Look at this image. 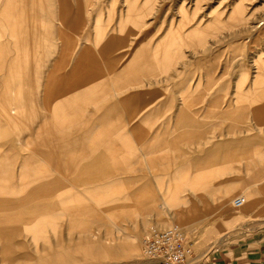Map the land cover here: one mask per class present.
I'll return each mask as SVG.
<instances>
[{
	"label": "rangeland",
	"instance_id": "1",
	"mask_svg": "<svg viewBox=\"0 0 264 264\" xmlns=\"http://www.w3.org/2000/svg\"><path fill=\"white\" fill-rule=\"evenodd\" d=\"M11 1L0 0V17L10 13L8 3ZM69 1L72 5L70 15L77 13L75 10L77 3H82L80 8L84 6V10H86L83 19L85 22L87 21V24L81 27L79 34L68 30L76 45L78 42V44L83 42L79 41L80 38L88 34L93 35V24H105L109 21L108 26L114 25L128 13V18L135 17L142 10V6L147 4V0ZM148 1V16L144 18L146 25L143 30H140V36L145 40V47L162 46L164 43L158 40L167 34L170 27V29H174L178 24L179 7L184 5L186 10L192 12L190 9L192 2H197L199 7L197 17L204 15L212 8H216L217 11H223L226 8L224 17L230 11H227L229 5L232 7L240 4L246 9L249 20L243 26L232 22L224 26H212L210 28L212 31L207 36L202 31L205 25L197 27L199 31L193 38L183 39L185 44L180 47L183 48L182 52L185 54L175 66L171 65L172 59L168 56L170 65L164 69L167 78H164L163 82L156 83L154 87L145 85L155 79L154 76L145 74L146 69L143 70V75L134 78L136 83L123 85L114 80L113 76L111 80L104 77L106 86L100 87L96 107H93L90 102L93 99H89V104L85 103L84 94H79L81 90H78L70 94L74 96V99L69 106L64 103L61 105V102L58 104L61 105L65 117L55 116L52 113L53 110L42 107L41 88L38 110L36 111L30 106L27 107L31 116L27 117L28 120L26 118L21 123L9 124L0 122V183H6V186L16 185V188H21L24 192L37 185H42V188L52 183L57 185L54 188L47 186L52 189L51 191H54L52 195L34 197L30 201L26 199L16 206L12 214L14 216L42 218L41 236L21 233L10 238L5 230H0V264H149L140 257L142 241L152 230L170 227L168 224H156L154 215L148 216L149 224L136 241L138 253L134 263L123 259L116 262L97 259L94 255L90 256L87 248L89 245L82 242L89 236L79 233L72 227L69 228L70 219L60 217L58 215L61 213L58 211L60 209L52 210L53 206L63 204V201L70 199L71 195L76 196L79 200H84L87 205H92L87 194L97 186L119 185L125 194L114 195L109 197L110 200H121L120 205L126 204L136 210L158 202L160 197L168 201L179 198L182 204H186L185 201H188L187 204L195 206L197 214L207 215L208 218L200 227L188 229L193 236L194 256L192 259L195 261H197L196 258H200L206 253L208 246L213 244L219 236H223L222 241L207 256L215 251L236 248L238 244L258 239L262 234L264 229V224H262L264 221V183L252 180V174L244 170L243 160L231 161V154L223 145L230 144L231 140L243 142L246 139H252L257 135L255 131L260 129L263 135L254 138V144L264 147V121L258 123L253 118L258 113L257 107H255L258 102L255 100L254 92L249 88H246L249 89L246 91L243 87L249 84L253 77V60L260 56L259 59L264 63V24L261 22V19L264 18V0H244L241 3L239 0ZM23 4V7L17 8L23 9L25 13H32L30 9L32 3L28 0ZM11 11L15 12L13 9ZM51 13L53 14L48 23L53 29V36L42 37V64L47 63L48 65L46 68L42 67V73H44L42 79L63 56L61 49L64 40L57 32L62 33L61 31L66 29H64V22L58 19L55 7ZM194 27L193 23L187 24L184 26L183 32L190 34L189 31H193ZM126 30L131 31L130 28H126ZM78 35L79 37H77ZM13 41V39L5 38L1 39L0 43L11 46ZM49 42L54 46L52 53L44 49V43ZM91 47L93 48V45ZM36 48L32 53L38 56ZM189 50L195 55L188 56ZM7 54L9 57H13L16 50L11 47L7 50ZM244 57L249 58L245 67V75L236 69L240 60L245 62ZM161 58L163 57L159 54V73L163 69L160 66ZM166 58L167 56L164 57V61ZM207 59H210L214 65L211 69L213 70L211 76L215 80L212 88L218 91V87L223 84L225 90L217 93H212L210 90L206 93L204 91L207 101L200 102V100L192 103L191 99L193 101L201 93L199 89L204 83L205 67H210ZM36 61L38 62L37 57ZM63 70L67 71L68 69L66 67ZM1 76L4 75L0 74ZM161 77L163 75H158L157 78ZM111 82L114 83V87L116 86V95H113ZM139 82L140 84L136 85ZM238 82L242 84L237 85ZM188 86L193 92L189 103L187 104V101L183 105V94H186L184 89ZM88 93L93 96L94 90L87 91ZM136 95L137 99L134 100ZM215 99L214 104L212 101ZM191 103L193 105L189 107L188 105ZM210 103L216 108V118L214 119L210 116ZM133 104H135L134 110H130L129 105ZM226 107L234 109L232 111L236 115H238L237 112H240L244 117V123L240 121L241 123L232 125L227 120L220 123L221 112L219 111ZM262 111L264 113V110ZM37 114L41 118L35 117ZM102 116L107 120L104 123L98 121ZM134 116H136L135 119H133ZM66 117L73 120L65 123L63 119ZM124 121L130 123L125 124ZM186 121L188 122L185 123ZM191 121H195L194 125H190ZM106 125L118 128L106 134L92 130L94 127L100 130ZM230 125H232L231 129ZM232 130L233 133H231ZM246 130L249 131L244 133ZM90 137H97L96 141L102 145L104 154L96 157L104 159L105 163L86 164L87 160L91 158L89 155L72 154V156H68L69 150L61 146L63 138H70L64 142L65 145L66 142L85 145L91 139ZM17 140H20L26 147L18 146ZM60 156H63L61 162L56 161ZM65 159L80 160V165L76 163L69 165ZM38 167L42 168L40 180H19L20 175L28 177L36 173ZM79 167L82 168L81 171H77ZM146 168L150 170H146ZM110 175L111 177H109ZM195 175H205L207 179L205 178V182H202L203 179L194 181ZM237 175H240L241 178L237 179ZM7 176H10V179H6ZM97 176L104 178H95ZM202 183L223 185L228 190H233L236 195L232 200L240 196L245 197L248 205L251 201L250 210L243 213L240 208L236 209L231 204L222 209L219 205L211 202V197L208 194L196 196L195 193L187 191L189 184ZM174 184H186L184 187L186 192L176 194L175 198L169 197L168 193L176 189ZM243 184L252 192V198L246 192H240V186L244 187ZM18 185L20 186L18 187ZM229 185L232 186L229 188ZM19 199H23L21 195ZM200 199L208 202L203 203ZM125 200L132 202L130 204L123 203ZM37 207H49L51 212L34 215L31 209ZM3 214L0 212V216ZM84 215L88 220L91 217L90 213ZM12 226L16 225H1L0 228L9 227L11 229ZM180 226L184 227L181 224ZM124 227H130L129 222L126 221ZM1 248L4 249L3 252ZM103 256L107 258L106 255ZM204 259L200 261H204Z\"/></svg>",
	"mask_w": 264,
	"mask_h": 264
},
{
	"label": "bare ground",
	"instance_id": "2",
	"mask_svg": "<svg viewBox=\"0 0 264 264\" xmlns=\"http://www.w3.org/2000/svg\"><path fill=\"white\" fill-rule=\"evenodd\" d=\"M29 1L32 3L30 7L32 13H25L23 9L17 8L21 6L23 7V3L28 2V0H12L10 3H8V9H10V13L3 14L0 17V40L5 38L14 40L12 42L13 45L11 46L0 43V74L4 75L3 77H0V81H2L0 84V122L6 124L15 122L21 123L27 117H31L29 108L27 107H33L37 111V107L40 101L44 109L53 110V115H60L61 117H65L64 113H62L63 109L61 108V105H63L64 103V105L69 106L74 99V96L70 94L78 90H81V93L79 94H84L83 96L85 103H88L89 99H93L90 102H92L93 107H96V104L98 103L97 97L100 93V87L106 86V81H104L103 78L106 77L109 80L112 79L109 67L113 59H110V54H113L115 52L117 53L121 49H126L125 51H127L128 48V46H122L121 48L119 47L111 52L110 50L113 49V40L111 38H114L115 35L118 34L116 37V41L121 42L122 37H140V30H143L146 25L144 18L148 16L147 4L149 1L147 0V4H145V6H142V10L139 11V14L135 17L132 16V18H128V13L124 18L119 19V24L117 25L118 32L116 34L115 31L109 33V21L105 24H93V35L88 34L85 37L80 38L79 41L83 42L81 44H78V42L77 45L74 43L73 38H71L70 33H68V30L72 33L74 32L79 34L81 27H84L87 24V21L85 22L83 19L84 15L86 14V10H84V6L83 8H80L82 3H77V7H75L77 13L75 15H70L72 11V5L69 0ZM185 1L186 0H184L183 2ZM239 1V3H241L244 0ZM127 5L129 6L130 4ZM220 5L221 3L219 4V6ZM183 6L184 5H181L179 7L177 13L179 14V19L177 20L178 24L174 29H170V27L167 34L162 39L158 40L164 43L165 47H163V44L162 46H158L155 48V50H153L154 58L158 56L159 59V54L163 57L160 59V66H162L163 69L161 73H158L154 76V80L152 79L150 82L146 83V86L151 85L154 87L156 86V83L165 81L164 78L167 77L164 74V69H167V67L170 65V59L168 56H170L172 59L171 65L175 66L179 62L181 57H183L185 54L182 52L183 48L180 47L185 44L183 42V39L193 38L199 31V28L197 27L205 25L202 31L204 32V35L207 36L208 33H211L212 30H210V28L212 26H224L230 22L243 26L249 20V15L248 13H246V9L243 8L240 4L232 7H230L229 5L227 11H230L227 12L226 16L224 17L223 15L226 11V8L223 11H217L216 8H212L209 9V11L204 15L197 17L196 14L198 13L197 11L199 8L197 6V2H192V6H190L192 12H189ZM53 7L56 8V15L61 22H64V29H66L64 31H61L62 33L57 32L64 40L61 49L63 56L59 60L60 62L57 61L56 64L52 68H50L51 71H49L47 76L43 77L44 79H42V74H44L42 73V67H48L47 63L42 64V37L44 36L46 38L47 36H53V29L51 28L50 23H48L51 20V15L53 14L51 13ZM12 9L15 12H12ZM261 22H263L264 24V18L261 19ZM190 23H193V26H195L194 30L189 31L190 34H186L183 32V28ZM121 26H127L131 29V31H128ZM77 37H79V35ZM35 42L37 43V45ZM103 42H105L104 45ZM35 45L37 48L35 47ZM91 45H93V48L91 47ZM11 47L16 50V54L13 57H9L7 54V50ZM35 48L37 50L38 56H35L32 53ZM205 48L207 47L205 46ZM44 49L52 53L54 50V46L50 42L47 44L44 43ZM188 53V56L190 57L195 55V53L191 52L190 50ZM145 54H147V49L137 53L136 57L141 56L142 58ZM100 56H102V58H100ZM166 56V61H164V57ZM36 57L38 58V62L36 61ZM67 57L68 60H66ZM259 58L260 56H257L252 62V67L254 70L252 79H250L249 84L243 86L244 90L248 91L250 89L254 92V97L256 98L255 100H257L258 102V104L255 105V107H257L258 113H256L253 118L254 121L258 123L264 121V113L262 111L264 110V63ZM247 59L249 58L244 57L243 60L245 62L240 60V62L236 66L237 71L242 73L243 75H245V67L248 64ZM207 62L210 64V67H205L204 83L201 84L202 87L201 89H199L201 93L195 97L196 99H193L192 101L191 94L193 91H191L190 86H188V88L184 89L186 94H183V105H185L187 101L188 104L190 99V102L192 103L198 102L200 100V102L207 101L204 91L206 93L208 90H210L212 93H217L225 90V85L223 84L218 87V91H215L212 88L215 80L211 76V73L213 72V70L211 69L214 65L213 63H211L210 59H207ZM207 62L205 61L206 65ZM66 67L68 70H63L66 69ZM27 69H29L30 71H28ZM33 69L37 70L34 71ZM121 75L122 76L114 77L113 79H120L121 84H124V82H134V80H132L134 79V77H128L125 74ZM158 75H163V77L157 78ZM116 81L118 82L119 80ZM93 83L94 85H92ZM139 84L140 82L136 85ZM238 84L241 85L242 83L240 84L238 82L237 85ZM237 87L240 88V86ZM41 88L43 96L42 100L40 99L39 101V92ZM93 90V96L89 93L87 94V91L92 92ZM113 95H116L115 91ZM215 101L216 99L213 100L212 103H214ZM59 102H61V105H58ZM192 103L188 106L191 107L193 105ZM212 103H210L209 105L211 114L210 116H212L214 119L216 118V108L212 105ZM85 106L88 107L87 105ZM134 106L135 104L129 105V109L134 110ZM232 110L234 111V109L226 107V109L219 111L221 112V115H219V122L223 123L227 120L229 124L232 125L241 123L240 121L243 122L244 117H242L240 112H237L238 115H236V113H234ZM35 117H38V119L41 118L39 114L35 115ZM135 118L136 116L133 117V119ZM63 120L65 123H67L72 121L73 119L71 120L70 118L66 117ZM98 121L104 123L107 120L104 116H102V118L98 119ZM182 121L183 119L181 120V122ZM187 122L188 121H186L185 123ZM194 122L195 121H191L190 125H194ZM232 125H230V129ZM117 128L118 127H111L106 125V127H103L100 130H98L97 127H94L92 130L93 132L99 131L101 134H106L110 131L113 132V130H116ZM193 128H195V126H193ZM248 131L249 130H246L244 131V133H247ZM231 133H233V130ZM255 133L257 135L255 134L256 136H254V138L258 137L259 135H263L260 129H257ZM96 138L97 137L91 138L85 145H75L74 143L68 142H66L65 145L64 142L68 141L70 138H63L61 139V146L65 147L66 150H69L68 156H72V154L89 155L91 158H89L87 162L85 161L86 164L96 165L99 163H105L104 159L96 157L104 154L102 150L103 147L98 143V141H96ZM254 138L246 139L243 142H240L239 140H231L229 142L230 144H224L223 147L225 146L229 150L231 154V161L234 162L240 159L244 161V170L252 174V180L254 182L264 183V147L254 144ZM16 143L18 146L26 147L21 143L20 140H17ZM104 151L107 152L106 149H104ZM60 158H57L56 161L62 160L63 156H60ZM143 158H145V155H143ZM65 161L69 165H72L74 163L78 165L80 160L74 161L73 159H65ZM41 169V167H38L36 173L28 177L25 175H20L19 180H40V178L42 177ZM81 170L82 168H77V171ZM146 170L150 169L146 168ZM109 177H111V175ZM5 178L10 179V176H7ZM51 178L54 179L55 177ZM95 178L104 177L97 176ZM205 178L207 179L205 175H195L193 177V180L201 181L203 179L202 182H205ZM240 178L241 176L237 175V179ZM211 179H213V177H211ZM5 184L6 183H0V212L4 213L0 216V226H16H12L13 228L11 229H9V227L0 228V230H5L6 233L9 234L10 238L14 237L15 234L21 233L32 234L36 237L41 236L42 218L36 219L35 216L25 218L14 216L12 214L15 211L14 209L16 208V206L19 205L23 200L27 199V201H30L34 197L50 196L54 193V191H51L52 189H49L47 186H51L52 188H54L57 185L52 183L49 185H45L44 188H42V185H37L34 188L26 189V191L24 192L21 188H16V185L6 186ZM19 186L20 185H18V187ZM173 186L176 189H173L168 193L169 197L175 198L176 194L186 192L184 191V187L186 186V184H174ZM231 186L232 185H229L228 187L230 188ZM243 186L244 187L240 186V192H246L247 195L252 198V192L249 191L248 188H246L245 184H243ZM188 187L189 188L187 191L195 193L196 196H201L204 193L208 194V196L211 197V202L219 205L222 209L227 207L228 204L233 205L234 200H232V198L234 197V195H236V192H234L233 190H228L223 185H205V183H202L193 185L189 184ZM121 190L122 189L119 185H107L106 187L97 186L96 188L91 189V191L87 194L90 198L89 202L92 205H87L84 200H79L78 198H76V196L71 195L69 196L70 199L63 201V204L59 206H53L52 210H61H58L59 212H61L58 214L60 217H66L67 219H70V223L68 225L69 228L72 227L79 233L89 236V238L83 239L82 242L89 245L87 248L89 250L90 256L94 255L97 259H107L116 262L123 259L135 263L138 253V243L136 241L138 240V237L144 233V230H146L149 224L147 218L150 214L154 215L156 224H168V226L170 227H181V224L184 226L183 228L186 229H189L190 227H200V225H202L208 218L207 215L197 214L196 207L187 204L188 201H185L186 204H182V201L179 200V198H177V200L174 199L168 201L160 197V200L158 202L145 206L140 210L133 209L126 204L122 206L120 205V203L122 202L121 200H110L109 198L113 197L114 195L125 194L124 190ZM20 195L23 198L22 200L19 199ZM84 195L87 196L86 194ZM17 197L19 198L17 199ZM200 201L203 203L208 202L203 199H200ZM131 202L132 201L129 202L127 200L123 201V203L127 204H130ZM251 206V201L250 205L245 202V204L240 207V211L246 213L250 210ZM31 211L34 215H38L41 212H51L49 207H37L31 209ZM88 213H90L91 216L89 220L88 218H85L84 215ZM126 221L129 222L130 227H124V223H126ZM262 224H264V221L262 222ZM90 230H92V232H90ZM222 238L223 236L217 237L213 244L208 246L206 253L200 258H196L197 261L203 260L210 252L214 251L217 244L222 241ZM3 250L4 249L1 248L2 252ZM103 255H106L107 258H104Z\"/></svg>",
	"mask_w": 264,
	"mask_h": 264
},
{
	"label": "crops",
	"instance_id": "3",
	"mask_svg": "<svg viewBox=\"0 0 264 264\" xmlns=\"http://www.w3.org/2000/svg\"><path fill=\"white\" fill-rule=\"evenodd\" d=\"M118 21L114 23V25H110L109 33L115 31V34L118 32L117 25ZM123 28H129L127 26H121ZM117 35L114 38H111L112 41V50H116L117 48H121L122 46H128L127 51L121 49L119 52H115L110 54V59L113 61L110 63V73L113 77L122 76L121 74H125L128 77H138L144 74L143 70L146 69V73L151 76H155L159 73V59L158 56L154 58L155 48L145 47V40L143 37H133L126 36L121 38L120 41L117 40ZM105 42H103V45ZM147 49V54H145L142 58L141 56L136 57V54ZM118 82L120 83V79ZM133 83H136L135 79ZM127 83L124 82L123 85ZM112 92H116V86L114 87V83L112 84ZM137 99V95L134 97V100ZM124 123L128 124L130 122L124 121ZM204 262L208 264H264V229L262 234L258 239H254L248 241L246 243H240L236 248L228 249V250H219L215 251L204 259Z\"/></svg>",
	"mask_w": 264,
	"mask_h": 264
},
{
	"label": "built area",
	"instance_id": "4",
	"mask_svg": "<svg viewBox=\"0 0 264 264\" xmlns=\"http://www.w3.org/2000/svg\"><path fill=\"white\" fill-rule=\"evenodd\" d=\"M245 202L244 197H239L233 207L238 209ZM193 256L192 232L178 226L154 229L140 245V257L149 264H208L195 261Z\"/></svg>",
	"mask_w": 264,
	"mask_h": 264
}]
</instances>
